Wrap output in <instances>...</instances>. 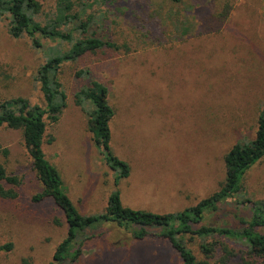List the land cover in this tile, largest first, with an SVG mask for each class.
Wrapping results in <instances>:
<instances>
[{"label":"rangeland","instance_id":"374dc122","mask_svg":"<svg viewBox=\"0 0 264 264\" xmlns=\"http://www.w3.org/2000/svg\"><path fill=\"white\" fill-rule=\"evenodd\" d=\"M38 1L41 11L35 20L44 23L52 18L56 0ZM86 2L92 4L87 14L94 16L88 35L94 32L119 45L134 40L135 23L144 14L139 0ZM155 2L174 8L175 16H186L187 34L178 37L167 19L153 44H133L127 53L87 54L61 66L66 104L56 123L46 121L42 150L83 216L102 213L115 191L133 210L176 214L190 209L223 183L227 151L254 137L264 104V0ZM226 3L230 9L219 22L212 14L222 12ZM162 15L166 18V12ZM41 42V48H34L26 36L12 38L6 14L0 15V101L20 97L30 105H44L37 71L52 48L65 51L69 45ZM78 70H88L91 79L108 88L115 110L110 146L128 164L126 178L117 180L118 171L104 162L87 131V114L74 98L87 84L75 76ZM84 108L89 110L88 105ZM0 164L18 180L16 198L0 197V247L11 244L10 250L0 249V264H182L159 228H146L148 234L138 239L134 226L118 227L115 222L86 229L75 244L80 249L76 260H54L67 235L65 216L51 199L32 202L42 187L20 130L0 127ZM240 199L264 201V159L245 173L235 200ZM235 200L207 213L202 225L237 226L239 217L249 212ZM199 243L195 239L188 246L196 253Z\"/></svg>","mask_w":264,"mask_h":264},{"label":"trees","instance_id":"16d2710c","mask_svg":"<svg viewBox=\"0 0 264 264\" xmlns=\"http://www.w3.org/2000/svg\"><path fill=\"white\" fill-rule=\"evenodd\" d=\"M114 1L92 0V3L111 4ZM139 1L144 6L141 7L144 14L135 23L134 29H138L134 32L135 38L119 45L109 37L95 36L94 32L88 35L94 24V16L87 14L86 8H91L92 4L86 0H56L52 18L44 23L35 20L41 11L38 0H0V15L6 14L8 33L12 38L26 36L34 48L42 47L41 39L69 45L65 51L52 48L37 71L36 80L42 93L43 106L30 105L28 100L20 97L0 101V127L21 131L24 148L42 187L32 197V202L51 199L65 216L67 235L56 248L53 258L61 263L76 260L80 249H75V244L86 229L102 222H115L118 227L131 229L134 226L133 234L138 239L148 234L146 228H159L160 236L178 252L182 264H234L231 261L235 258L240 260L238 264H264V201L256 203L247 199L235 200L241 193L245 173L264 159V104L257 115L254 137L235 143L224 155L225 176L219 189L198 201L192 208L176 214H156L125 207L119 193L115 191L109 195L102 213L83 216L66 194L57 168L43 153L46 121L56 123L66 104V94L59 79L64 63L75 62L87 54L98 52L124 50L127 53L133 44L140 46L157 42L167 19L172 20L178 37L187 34L189 20L186 16H175L174 8L167 10L164 2ZM229 9L226 3L222 12H213L212 17L219 22L223 21ZM203 10L204 7L199 12ZM165 12L166 18L162 15ZM75 76L87 81L74 95L75 103L87 114V131L104 156V162L110 169L118 171L117 180L126 178L129 175L128 164L111 151L110 124L115 110L109 103L108 88L91 79L88 70H78ZM85 105H88L89 110L85 111ZM3 154H6L5 150ZM17 184V178L8 175L0 164V197L16 198L14 187ZM233 200L248 208L249 212L248 217H239L237 226L202 225L207 213L216 212L221 204ZM136 227L140 230L137 231ZM201 238L210 239V242L202 241ZM195 239L200 242L196 253L188 246ZM73 244L74 250L71 252ZM10 248L11 244L0 247L6 250Z\"/></svg>","mask_w":264,"mask_h":264}]
</instances>
